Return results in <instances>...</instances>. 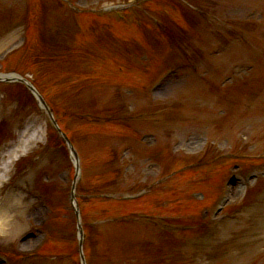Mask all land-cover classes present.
I'll return each instance as SVG.
<instances>
[{
  "label": "rangeland",
  "instance_id": "rangeland-1",
  "mask_svg": "<svg viewBox=\"0 0 264 264\" xmlns=\"http://www.w3.org/2000/svg\"><path fill=\"white\" fill-rule=\"evenodd\" d=\"M117 1L127 0H80L79 5L84 8H99ZM195 3L203 11L202 16L207 18L208 22L202 17H198L195 31L179 30L178 37L190 40L189 37L195 34L199 48L204 50L219 38L213 35L209 36L213 30H216V34L221 38H225L226 33L233 29H238L243 35L210 60L211 72L208 71L207 79H195L197 77L188 76L187 71H181L179 75L184 73L187 75L180 78L174 76L156 93V101L147 104L143 95L147 84L158 75L166 63L180 57L179 53L171 48V42L164 37L161 30L155 28L156 36L152 39L150 47L146 46L144 50H137L140 48L132 42L129 45L130 51L126 55V60L118 58L119 56L125 57L121 54L116 58H107L106 64L94 62L93 56L90 58L91 63H80L77 56L79 54L78 46H73L77 53L75 55L73 52L68 54L65 47L62 46L64 54L67 56L61 55L57 59L43 60L37 56L39 48L44 52H52V48L60 44L56 41L60 34L59 31L64 30L60 23L63 19L61 8L53 4L47 5L45 12H47L46 24L48 26L43 31L40 26L41 19L37 20V18L47 4L44 0H0V68L3 72L12 73L14 68H18V71L26 73L37 83L41 92L52 102L51 104H56L54 106L59 109L65 107L68 111L74 110L75 113L93 111L103 115L109 114L107 111L110 107L109 101L118 95L117 97L120 96L122 101H130L133 114L145 112L151 115L135 124L134 128L132 126L123 127L121 124L93 127L83 122L80 123L79 120L75 122L73 118L71 119L73 122L71 128L70 123L67 125L72 138L76 139L86 158V171L89 176L88 183H90L87 186L90 191L87 192H91L93 189L99 191L102 188L108 192L120 191L124 195H128L137 190L131 189L133 185L138 184L140 187H137L142 188L156 180H158V185H164L169 189L165 195H156L148 203L141 206L135 204L133 209L129 207L131 204L128 203L114 204L112 208V211L115 210V212L121 208L126 210L124 212L133 210L147 214L157 212L161 216L162 214L166 215V220L150 222V227H141L137 232L135 231L141 236L150 235L148 239L158 238L161 239L160 242L164 241L166 246L159 248V252L167 249L168 243H165V240L166 238L170 239L168 236L173 227L179 228L189 224V222H184L182 218L184 215L191 217L196 215V205H208L209 207L213 205L216 196L225 188V186L222 188V184H218V182L227 174V165L234 162V160H224L217 166L212 164L202 171L203 182L201 184L189 186L185 182L184 185L176 189L173 185L178 184L184 176L177 177L178 174H171L167 175L168 179L161 181L164 174H169L179 164L177 161L174 164L176 156L170 155L167 150L173 154L183 151L197 153V159L207 160V153L212 154L214 148L206 147L203 154L200 151L205 147V139L208 138L209 141L219 144L214 150V155L232 148L236 154L251 155L255 158L254 163L256 164L264 161V0H197ZM20 7L28 9L32 34L31 43L22 52L19 51L22 28L21 26L17 27V22L20 20L18 15ZM149 8L155 12L159 7L150 6ZM172 14L179 23L183 24L181 18L176 16L177 13L172 12ZM145 20L151 23L150 17ZM22 22L25 23V21ZM152 26L155 27L153 24ZM55 28L59 31H55ZM129 35L136 37L135 33L132 35L129 33ZM39 36L43 43L48 42L55 45L49 49L39 47ZM191 41L193 44L195 43V40ZM22 49L20 48V50ZM114 49L111 46V50L114 51ZM191 49H188V54L191 53ZM94 53L98 54V52ZM98 55L101 59L102 55ZM121 63L125 67L122 72L118 71ZM236 63H252L255 68L250 71L245 69V72L239 68L234 74L232 82L223 91L217 88L218 75L225 71L226 67ZM102 65L113 68L115 69L113 72H117L104 77L106 72L101 70ZM113 99L115 100L116 97ZM34 104L28 97L21 95L20 89H15L12 86H5L1 89L0 151L3 149V153L0 155V166L5 153L9 150L6 148L10 146L9 144L21 145L23 149L26 147L23 139L25 136H28L27 143L30 142V144L28 143L27 156L24 159L22 157L18 164L14 194L12 192L8 194L5 187L0 188V206H3L6 213L13 214L10 218L7 216L9 220L7 232H0V249L9 250L15 241L24 244L23 248L27 249V247L30 248L37 244L43 237V234L39 233L37 239H25L30 230L39 228V220L44 216V210L35 204L37 201L33 200L29 193L21 189V186L27 188L29 182L37 185L39 179L37 176L44 167V161L42 164H32L34 161L29 158L30 155L42 149L39 135L34 132L42 122V115L34 109ZM112 104L121 110L119 101L116 100ZM156 111L161 113H156ZM123 113L126 112L123 111ZM59 118L64 125L67 120H70L69 116H60ZM154 131L157 137L150 133ZM140 133L147 135V138L142 141L144 143L136 142V136ZM238 133L248 137L246 144L238 142L236 139ZM128 140L132 144V150L126 156L129 169L124 171L125 175L123 174L122 179L115 176L114 179L110 178L111 184H107L110 183L109 179L101 178L98 174L105 173L108 169L112 170L113 167L109 159L110 152H114L119 144ZM172 142L176 145L174 149L170 148ZM243 145H246L247 148L245 152L239 151ZM256 184L258 188L255 194L260 191L258 195L264 197V182L257 181L255 186H257ZM57 186L58 181L52 189V199L57 197L56 194L61 197L60 186ZM164 186H162L163 189ZM243 191H245L244 188L233 189L230 192L232 202L239 200ZM200 192L204 196L200 197L199 202L191 201L189 195ZM163 201H166L165 206L161 208ZM53 203L60 205V200L53 201ZM137 204H141V202ZM93 211L91 212L93 213ZM61 213H63L62 210L55 211L52 217L54 239L51 243L49 242L46 248V251L51 254L64 252L69 247L61 239V234L70 230V225L64 216H61ZM234 215L229 214L225 223L213 228L212 240L196 241L195 245L189 247L188 253L184 255L180 251V253L176 251L182 257L176 264H212V255L214 264H247L244 262L246 260H249L251 264H264V250L258 252L260 246H257L259 243L264 245V203L257 202L252 210L244 212L242 219L235 218ZM253 222L257 226L255 228L258 229L250 228L249 224ZM168 229L169 231H167ZM240 230L244 232L236 236L235 239H226L227 236ZM125 240L128 241L127 236ZM129 243L131 242L125 241L127 253L130 255L132 245ZM228 251L231 252L227 257ZM127 256L119 257L117 262L121 263L122 260H125L130 263L134 259H139L136 256H132L135 257L134 259ZM167 261L170 264L175 263L171 257H167Z\"/></svg>",
  "mask_w": 264,
  "mask_h": 264
},
{
  "label": "bare ground",
  "instance_id": "bare-ground-1",
  "mask_svg": "<svg viewBox=\"0 0 264 264\" xmlns=\"http://www.w3.org/2000/svg\"><path fill=\"white\" fill-rule=\"evenodd\" d=\"M7 213L5 212V209L0 206V230L4 231L9 226V220L7 218Z\"/></svg>",
  "mask_w": 264,
  "mask_h": 264
}]
</instances>
